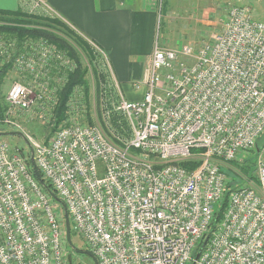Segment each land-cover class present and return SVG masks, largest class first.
Instances as JSON below:
<instances>
[{"label":"built area","instance_id":"2783aa9c","mask_svg":"<svg viewBox=\"0 0 264 264\" xmlns=\"http://www.w3.org/2000/svg\"><path fill=\"white\" fill-rule=\"evenodd\" d=\"M222 3L223 28L200 47L155 41L144 77L132 83L134 91L146 89L139 100L124 96L92 42L110 69L99 71L101 117L90 123L78 115L84 101L76 87L48 142L12 115L45 99L54 62L65 72L53 97L76 64L47 39L9 36L1 26L15 24L0 21V69L9 65L28 78L9 89L0 125L21 131L30 147L23 153L0 141V264H69L63 204L99 264H264V145L257 146L264 133V21L249 5ZM30 4L25 13L54 16L43 0ZM115 115L128 129L121 130V119L116 126ZM253 149L258 182L239 172L247 184H234L221 164L242 163ZM184 161L200 163L188 168Z\"/></svg>","mask_w":264,"mask_h":264},{"label":"rangeland","instance_id":"374dc122","mask_svg":"<svg viewBox=\"0 0 264 264\" xmlns=\"http://www.w3.org/2000/svg\"><path fill=\"white\" fill-rule=\"evenodd\" d=\"M170 1L171 0H160V5H162L163 8L157 9V20L154 26V40L158 41L161 45L169 48H181L183 45L188 44L194 46L195 48H198L204 42L210 41V39L214 35L220 33V31L222 30L227 17L226 9L224 8V6L223 9H170ZM237 2L246 3V5H249L252 8L254 17L264 21V0H237ZM29 9H31V7H29ZM47 11L48 13L59 17L58 13L53 11V9H47ZM90 43L98 52L97 54L99 61L95 62V65L97 66V68H99V71H105L109 75L110 69L106 64L105 58L102 56L101 51H99V49L92 42ZM79 53L81 61L87 68V74L85 78L88 83L89 95L87 98L85 95V90L82 87H77L78 89L76 90L75 94L81 95L83 98L82 100L84 101V103H81V105H84L82 107V112L79 111L78 115L80 117H84L83 120L85 122H89V117H91L92 119L97 115L98 117H101V98H99L100 80L97 78L96 72L90 64L88 54L80 50ZM54 65L55 62L53 63V67L50 71L51 80L49 81L45 99L42 101L39 100V102L35 101V103L32 105V108L27 113L17 112L12 115L13 118H17L26 132L39 140L47 142L53 137L57 129L64 124L63 122L61 123V125H59V127H57V124L55 123L54 109L59 103V91L57 95H55L56 97H53V89L54 87H61L63 83L59 79L62 75H64L65 71H61L56 67V65ZM17 80L27 81L28 78H26L25 75L20 74L13 69H10L4 79V83L0 88V102L4 110L3 118L5 117L8 109V102L6 100L7 93L12 84ZM138 81L140 80H135L134 82ZM38 90L39 89H37L36 91L39 93ZM70 98L71 96L69 97V99ZM78 99H81V97H78ZM54 101H57L56 104ZM68 103L67 111L69 107ZM78 104L79 103L77 101L72 102L73 108H78ZM84 111L85 113H83ZM116 118H118V116ZM118 119H121L122 123L124 122L121 117H119ZM15 131L18 130H16L12 126L1 124L0 141H8L13 146H20L21 148H23V151L25 153H28L30 147L20 135L11 133ZM258 143L260 147L264 145V133L258 139ZM257 154V150L253 149L248 154L241 155L245 158L247 164L250 165L251 175H256L255 161L257 158ZM221 166L225 171L229 173V176L233 180L234 184H247V180L239 174L240 169L231 166L227 162L222 163ZM72 231L73 244L78 248L87 250L88 246L85 244L83 239L75 233L74 229H72ZM68 247V250L71 251V246L68 245ZM73 254L74 264H95L94 260L89 256L82 255L76 252H74Z\"/></svg>","mask_w":264,"mask_h":264},{"label":"crops","instance_id":"0c3cea01","mask_svg":"<svg viewBox=\"0 0 264 264\" xmlns=\"http://www.w3.org/2000/svg\"><path fill=\"white\" fill-rule=\"evenodd\" d=\"M32 1L0 0V10L24 12L28 6L31 7ZM43 2L45 9L47 7L58 13L59 17H55L100 47L124 96L130 100L143 98L145 87L135 92L132 83L142 80L151 62L157 9L163 8L160 0ZM170 3V9H223L224 6L221 0H171Z\"/></svg>","mask_w":264,"mask_h":264},{"label":"trees","instance_id":"16d2710c","mask_svg":"<svg viewBox=\"0 0 264 264\" xmlns=\"http://www.w3.org/2000/svg\"><path fill=\"white\" fill-rule=\"evenodd\" d=\"M0 21H6L13 23L15 25H2L1 30L6 32L9 36H16L19 40H23L24 38H44L47 39L50 43L55 45L57 48L64 50L71 59L75 62L76 68L72 72H68V80L64 84V86L59 90V103L54 109L55 112V123L57 127L61 125L66 119L67 116V103L69 97L71 96L73 90L76 87H82L85 90V95L88 98L89 95V88L88 83L85 78L87 74V68L83 64L80 59L79 50L88 54L90 64L94 68L96 72L97 78L99 79V69L95 65V62H98V52L92 46V44L88 39L83 37L81 33L76 31L74 28L69 26L64 21L60 20L57 17L51 15H34L28 14L23 11H5L0 10ZM95 43V42H94ZM96 44V43H95ZM97 45V44H96ZM98 46V45H97ZM99 47V46H98ZM9 65H5L3 68L0 69V88L4 83V79L7 76L10 68ZM105 77V75H102ZM1 114L4 115L3 107L1 106ZM117 116H114L113 120L117 127H120L118 123ZM89 122L92 123L93 120L89 117ZM124 121V120H123ZM121 130L128 129L126 122L122 123ZM56 127V128H57ZM60 128V127H59ZM58 128V129H59ZM57 129V130H58ZM259 146V143H257ZM260 147V146H259ZM23 151V148L21 149ZM194 152H203L201 149H195ZM23 153H25L23 151ZM200 162H191V161H184L181 164L188 168H193L198 165ZM231 166L240 169V172L246 176H249L255 180L257 183L258 180L256 176L250 174V165L247 164L246 161L242 163L238 162H230ZM227 172V171H226ZM41 175V173H40ZM50 187V185H48ZM233 184L230 183L229 187H232ZM230 190H228L222 200L218 211L216 213V221H219L222 217V214L227 206L228 198H229ZM73 234V231H72ZM204 241L200 242L195 250V256L198 254L203 246ZM70 252H74L71 250ZM74 264V263H73Z\"/></svg>","mask_w":264,"mask_h":264},{"label":"water","instance_id":"95a60500","mask_svg":"<svg viewBox=\"0 0 264 264\" xmlns=\"http://www.w3.org/2000/svg\"><path fill=\"white\" fill-rule=\"evenodd\" d=\"M11 133H14V134H17V135H20L24 140H26L22 134L21 131H15V132H11ZM27 142V141H26ZM28 144V142H27ZM31 162L34 163V152L33 150L31 149ZM35 174L36 176L38 177V179L44 183L43 179L41 178L40 174H39V171L37 169H35ZM54 198L58 201H60V199L56 196H54ZM63 207H64V210H65V223H66V236H67V242H68V245L71 246L72 250L76 253H79V254H85V255H88L90 258H92L95 262V264H99L97 258L95 257V255L90 251V250H85V249H81V248H78L76 247L73 242H72V227H71V220H70V216H69V213L67 211V208L65 206V204H63ZM207 242V239L204 241L203 243V246L202 248L204 247V245L206 244ZM202 250V249H201ZM201 252V251H200ZM200 252L196 255V259H198V257L200 256ZM68 263L69 264H73V261H72V252L68 253ZM195 264V263H194Z\"/></svg>","mask_w":264,"mask_h":264},{"label":"flooded vegetation","instance_id":"af4514ba","mask_svg":"<svg viewBox=\"0 0 264 264\" xmlns=\"http://www.w3.org/2000/svg\"><path fill=\"white\" fill-rule=\"evenodd\" d=\"M74 252H72V261H73V263H74V254H73ZM82 255H85V254H82ZM86 256H88V255H86Z\"/></svg>","mask_w":264,"mask_h":264}]
</instances>
